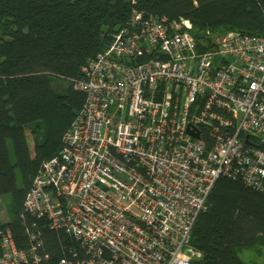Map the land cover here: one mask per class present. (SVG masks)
<instances>
[{
    "label": "built area",
    "instance_id": "1",
    "mask_svg": "<svg viewBox=\"0 0 264 264\" xmlns=\"http://www.w3.org/2000/svg\"><path fill=\"white\" fill-rule=\"evenodd\" d=\"M191 29L134 8L73 83L83 104L23 208L79 241L75 264H192L216 179L264 186V33L230 30L209 46ZM27 232L20 247L1 231L0 264H40L39 231Z\"/></svg>",
    "mask_w": 264,
    "mask_h": 264
},
{
    "label": "trees",
    "instance_id": "2",
    "mask_svg": "<svg viewBox=\"0 0 264 264\" xmlns=\"http://www.w3.org/2000/svg\"><path fill=\"white\" fill-rule=\"evenodd\" d=\"M134 8L189 19L199 45L210 46L230 30L264 33V0H0V197L10 194L13 207L9 220L0 217V236L9 227L16 244L27 247V231L38 230L45 256L40 264H62L61 258L75 264L81 246L26 212L25 193L41 163L58 154L83 104L84 92L73 85L82 78V65L108 46ZM189 247L198 254L192 264H251L245 252L261 256L264 186L255 190L219 176Z\"/></svg>",
    "mask_w": 264,
    "mask_h": 264
},
{
    "label": "rangeland",
    "instance_id": "3",
    "mask_svg": "<svg viewBox=\"0 0 264 264\" xmlns=\"http://www.w3.org/2000/svg\"><path fill=\"white\" fill-rule=\"evenodd\" d=\"M56 81H59L57 79ZM65 84V82H64ZM17 183L19 184V176L17 175ZM13 215L12 198L10 194H6L0 197V217L3 221L9 220ZM245 259H249L251 264L257 261H264V248L261 256H256L253 251H247L243 254Z\"/></svg>",
    "mask_w": 264,
    "mask_h": 264
},
{
    "label": "water",
    "instance_id": "4",
    "mask_svg": "<svg viewBox=\"0 0 264 264\" xmlns=\"http://www.w3.org/2000/svg\"><path fill=\"white\" fill-rule=\"evenodd\" d=\"M193 135H194V136H197V134H196V133H193Z\"/></svg>",
    "mask_w": 264,
    "mask_h": 264
}]
</instances>
